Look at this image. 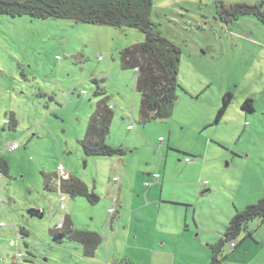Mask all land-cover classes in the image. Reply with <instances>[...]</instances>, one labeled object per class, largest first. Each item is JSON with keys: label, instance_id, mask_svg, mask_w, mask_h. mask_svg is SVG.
<instances>
[{"label": "rangeland", "instance_id": "obj_1", "mask_svg": "<svg viewBox=\"0 0 264 264\" xmlns=\"http://www.w3.org/2000/svg\"><path fill=\"white\" fill-rule=\"evenodd\" d=\"M262 1L153 0L155 30L181 48V60L171 115L146 121L124 57L143 30L0 15V157L9 166L0 171V264L210 263L237 210L264 193V22L252 13L227 22L224 11ZM248 98L253 112L243 108ZM101 107L112 111L113 155L83 145ZM14 113L18 124L7 128ZM13 142L20 148L9 150ZM60 169L98 199L60 191ZM70 226L101 236L93 253L58 235ZM259 248L239 256L226 242L219 255L222 264H264Z\"/></svg>", "mask_w": 264, "mask_h": 264}, {"label": "trees", "instance_id": "obj_2", "mask_svg": "<svg viewBox=\"0 0 264 264\" xmlns=\"http://www.w3.org/2000/svg\"><path fill=\"white\" fill-rule=\"evenodd\" d=\"M263 6L264 1L255 4L237 2L230 7L224 5V11L228 15L226 21H232L242 14L252 13L264 22ZM152 8L153 0H0V15L66 18L74 21L136 27L143 30L145 40L135 43L124 51L126 64L135 68L137 73V88L143 96L141 105V120L143 121L155 116L168 118L171 115V109L177 98V79L181 60V48L155 30V24L151 19ZM232 98L233 93L231 91L224 95L223 105L216 117L217 120H220L226 112ZM243 108L253 112L255 110L254 100L248 98L244 102ZM111 117V109L101 107V110L94 114L89 121L87 133L83 140V145L88 154L113 155L119 152V149L106 143ZM8 170L7 161L1 158L0 171L8 172ZM159 175L158 173L157 177ZM159 181L157 179L155 182ZM202 183L207 184V181ZM57 185L60 191H66L72 196L86 195L91 200L98 199L95 193H90L83 180L76 176L64 177V174L59 172ZM46 187L51 188L50 185ZM113 210L114 208H111L110 212ZM31 211L38 214L44 212L39 209ZM257 217L264 219V196L257 202L247 205L244 209L237 210L231 218L224 236L218 243L211 245L212 256L209 264H222L219 254L226 242L231 252L236 251L240 245L239 235L244 229H247L249 221ZM62 226L65 227V222ZM69 228L67 233L62 231L58 235L63 237L68 234L87 245L89 247L88 252L91 249V253H93L95 247L102 240L97 233L80 231L71 226ZM248 235L252 237L251 232ZM233 241L236 242L234 247L231 246Z\"/></svg>", "mask_w": 264, "mask_h": 264}, {"label": "crops", "instance_id": "obj_3", "mask_svg": "<svg viewBox=\"0 0 264 264\" xmlns=\"http://www.w3.org/2000/svg\"><path fill=\"white\" fill-rule=\"evenodd\" d=\"M17 116H16V114L14 113V114H12V116L10 117V119L9 120H7V121H9L10 123L8 124L7 122H6V127L7 128H11L14 124H18V120H17V118H16ZM20 148V147H19ZM2 157H0V159H1ZM168 164H166V166H167ZM150 170H153V169H150ZM64 172L66 173V177L68 176V175H72L71 173L69 174L66 170H64ZM144 172H148L149 174H151V172L152 171H149V170H146V171H144ZM167 172H168V169H167V167L164 169V173H163V177L164 178H166L167 177ZM158 174V173H157ZM159 174H160V171H159ZM122 175H123V177L125 178V174H124V172H122ZM162 176L161 175H159L158 177L156 176V178H155V180L154 181H156L157 179H159L160 180V178H161ZM84 182V181H83ZM85 183V182H84ZM86 184V183H85ZM87 185V184H86ZM87 187H88V185H87ZM151 191V190H150ZM150 191H149V193H150ZM205 191H207V190H205ZM262 194V193H261ZM262 196H264V193H263V195H260V198L262 197ZM111 208H114V206H111ZM110 208V209H111ZM112 212H114V210L112 211ZM112 212H110V213H112ZM259 229H261L262 231H264V219H261V222L259 223V225H258V227H256V229L255 230H250L249 229V231L252 233V237H249V231H247V236H245V238L243 239V241H245L246 239H248V240H246L245 242H244V244L240 247V245H239V248L235 251L236 252V254L237 255H243V254H245V253H250V252H252V251H255L256 249H262V248H259V247H261V246H264V232H262V235H261V237H259L257 234H256V231H258ZM240 240V239H239ZM241 242L239 241V244H240ZM260 251V250H259ZM257 254H259V252L257 253ZM210 257H211V253H210Z\"/></svg>", "mask_w": 264, "mask_h": 264}, {"label": "built area", "instance_id": "obj_4", "mask_svg": "<svg viewBox=\"0 0 264 264\" xmlns=\"http://www.w3.org/2000/svg\"><path fill=\"white\" fill-rule=\"evenodd\" d=\"M8 124L10 123V122H7ZM19 147V143H17V142H13V143H11L10 145H9V149L10 150H13V149H16V148H18ZM60 174H64V177L66 176V173L63 171V170H61L60 171ZM236 245V242H231V246L232 247H234Z\"/></svg>", "mask_w": 264, "mask_h": 264}]
</instances>
